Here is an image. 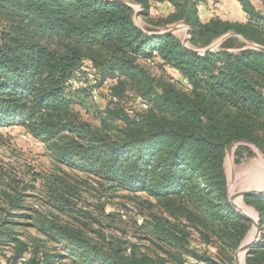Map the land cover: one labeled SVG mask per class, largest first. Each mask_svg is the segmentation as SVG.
<instances>
[{"label": "trees", "instance_id": "obj_1", "mask_svg": "<svg viewBox=\"0 0 264 264\" xmlns=\"http://www.w3.org/2000/svg\"><path fill=\"white\" fill-rule=\"evenodd\" d=\"M119 1L0 0V128L23 129L61 170L80 172L112 192L144 194L168 217L185 218L205 230L208 240H217V259L199 255L176 221L153 216L150 231L180 254L174 258L179 262L235 264L252 224L229 203L225 159L238 142L264 155V52L245 41L264 47V13L252 0H237L246 21L215 16L200 22L196 0H170L174 11L156 9L151 0H124L142 6L144 25L138 26L135 9ZM177 25L191 29L195 50L229 36L207 55L185 48L176 34L151 36ZM155 67L160 77L147 69ZM90 76L122 89L98 126L77 110L88 94L66 87L70 78ZM127 91L133 109L118 105ZM242 150L251 152L239 146L236 155ZM33 176L35 182L44 179ZM52 178L54 209L81 215L66 197L76 196L75 189ZM10 203L26 208L20 197H10ZM245 203L259 214L262 232L246 264H264V198L248 196ZM102 210L115 221L116 213ZM23 219L29 216L7 213L0 219V247L14 250L11 264H157L122 238L99 232L96 241L85 222L40 221L37 230L47 239L28 245L17 231Z\"/></svg>", "mask_w": 264, "mask_h": 264}, {"label": "rangeland", "instance_id": "obj_2", "mask_svg": "<svg viewBox=\"0 0 264 264\" xmlns=\"http://www.w3.org/2000/svg\"><path fill=\"white\" fill-rule=\"evenodd\" d=\"M252 3L257 7L261 6L259 0H252ZM261 11L264 13L262 6ZM143 25L140 23V26ZM184 28L176 34L182 41L186 37ZM147 69L155 77H160L163 73L159 67ZM114 82L109 88L102 89L99 101L94 102L90 98L85 101L82 107H77L84 120L94 126L99 125V117L106 115L109 107L119 98L117 92L122 91L121 87L116 86L117 83ZM129 94L127 91L125 96H121V102L118 105H122L125 109H133L134 102L129 101ZM113 123L120 125L118 121H113ZM238 149L239 147L234 148L231 155L227 151L225 159V171L232 194L252 189L251 185L254 179L259 178L262 173L260 171L264 168L263 159L256 149H251V152L242 150L239 152L241 155H236ZM0 170L2 171L1 175L6 173L1 180L2 184H0V219L6 217L7 213L28 215L29 219L17 220L22 225L17 230L21 235L20 239L28 245L37 246L39 241H46L47 237L37 230L41 226L40 221H57L63 225L69 223L80 225L85 222L90 224L87 230L88 235L96 241L100 240L98 234L100 232L110 240L122 238L127 241L130 248L132 245L136 246L140 253L150 257L157 264H185L174 259L175 257L180 259V254L157 241L150 231L147 223L153 224L155 217H159L176 221L183 230L190 233L188 247L191 251L215 259L219 257L217 240L214 237L212 240H208V234L202 228L192 226L182 217L176 220L168 217L144 194L131 195L124 192H112L96 185L94 181L80 172L70 171L66 168L61 170L53 163L46 148L29 137L19 127L0 128ZM33 173L42 174L44 179L35 182ZM53 176L75 189L73 192L76 196L67 194L66 197L77 206L84 217L79 213L70 214V212L54 209L50 196V189L56 187L55 183L53 184ZM255 188L264 189V183ZM3 192L8 196H5ZM9 196L20 197L24 204L23 207L26 208H14L10 203ZM238 203L257 213L244 200H240ZM102 209H105L106 213H116L115 221L111 222L110 219H107ZM252 229L253 227L245 241ZM48 245L50 249H54L55 244ZM13 255L14 250L11 248L0 247V264H11L8 260H11Z\"/></svg>", "mask_w": 264, "mask_h": 264}, {"label": "water", "instance_id": "obj_3", "mask_svg": "<svg viewBox=\"0 0 264 264\" xmlns=\"http://www.w3.org/2000/svg\"><path fill=\"white\" fill-rule=\"evenodd\" d=\"M263 7H264V3L259 0ZM121 3H126L129 6L133 7L136 11L135 13V22L138 26H140V19L143 16V8L140 4L136 3V2H131V1H124L121 0L119 1ZM185 27V28H184ZM185 29V34L186 37L183 41V45L185 48H187L188 50L200 54V55H207L209 53L215 52L217 50V48L227 39V36L221 38L219 41L215 42L214 44L210 45L209 47L202 49V50H195L192 49L190 47V38L192 36V31L189 27L184 26V25H180L177 26L175 28L169 29L168 31H166L165 33H152L151 36L154 37H159L161 35L164 34H177L181 29ZM253 49H256L258 51H262L264 52V47L259 46V45H255L252 44L251 42H248L247 40H245ZM239 146H248L251 149H256L259 153V155H261V157L264 159V155L260 152V150H258L255 146H253L252 144H249L247 142H238V143H234L232 146L229 147L228 149V153L229 155H231L233 153L234 148L239 147ZM230 189L229 185H228V190ZM252 195H256L258 197L264 198V189H247V190H243L240 191L238 193H230L229 192V203L232 205L233 209L239 213L240 215H242L243 217H245L249 222H251L252 224V231L255 230V234L253 236V238L247 243L245 244V240L242 242V244L240 245V247L237 249V251L235 252V264H241L239 261V257L240 255H243V264H246V257L247 255L259 244V242L261 241L262 237H261V219L259 217L258 213L256 214V218H253L252 216H250L249 214H247L244 211V207L241 206L238 201H245V198L248 196H252ZM254 211V210H253Z\"/></svg>", "mask_w": 264, "mask_h": 264}, {"label": "built area", "instance_id": "obj_4", "mask_svg": "<svg viewBox=\"0 0 264 264\" xmlns=\"http://www.w3.org/2000/svg\"><path fill=\"white\" fill-rule=\"evenodd\" d=\"M151 4L160 10L174 11L175 6L170 0H151ZM226 4H222L221 8L226 9ZM197 17L200 22H204L205 16V4L203 2L197 1L196 6ZM156 55V53H154ZM147 63L151 66H155V61L148 60ZM113 84L112 80H101L98 77L90 76L89 78H70L66 82V87L70 93L85 92L88 94L92 101L97 102L101 97V92L103 88H109ZM184 85H188L186 79L183 80ZM142 108L147 109L148 106L143 104ZM26 139V137H25ZM191 264H198L194 259H191Z\"/></svg>", "mask_w": 264, "mask_h": 264}, {"label": "crops", "instance_id": "obj_5", "mask_svg": "<svg viewBox=\"0 0 264 264\" xmlns=\"http://www.w3.org/2000/svg\"><path fill=\"white\" fill-rule=\"evenodd\" d=\"M203 2L205 4V16L206 19L210 20L215 16H221L224 19L228 20H237L240 22H244L247 20V15L243 11L242 6L237 0H196ZM226 4V9H222L221 5ZM254 4V3H253ZM262 8L263 5L260 2ZM254 6L257 10H261V6L257 7L255 4ZM156 11H152V15H155ZM140 23H143V17L140 19ZM230 192V190H229Z\"/></svg>", "mask_w": 264, "mask_h": 264}, {"label": "bare ground", "instance_id": "obj_6", "mask_svg": "<svg viewBox=\"0 0 264 264\" xmlns=\"http://www.w3.org/2000/svg\"><path fill=\"white\" fill-rule=\"evenodd\" d=\"M261 156V155H260ZM262 158V157H261ZM263 159V158H262ZM263 163H264V159H263ZM263 165V164H262ZM264 166V165H263ZM260 172H262L261 174H260V176H259V178L258 177H256V179H254V182L252 183V189H254L256 186L257 187H260L263 183H264V168H262V170L260 171ZM244 207V206H243ZM244 210H245V212L247 213V214H249L250 216H252L253 218H256V215H255V213L252 211V210H250L249 208H244ZM254 234H255V230H253L251 233H250V235L248 236V238L246 239V241H245V244H247L252 238H253V236H254ZM239 261H240V263L241 264H243V255H240V257H239Z\"/></svg>", "mask_w": 264, "mask_h": 264}]
</instances>
